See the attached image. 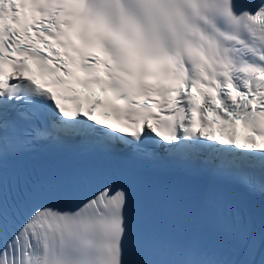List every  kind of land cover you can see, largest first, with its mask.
I'll return each mask as SVG.
<instances>
[{"label": "snow or ice", "instance_id": "snow-or-ice-1", "mask_svg": "<svg viewBox=\"0 0 264 264\" xmlns=\"http://www.w3.org/2000/svg\"><path fill=\"white\" fill-rule=\"evenodd\" d=\"M257 137L264 0H0V264H264L225 192L138 202L131 167L164 162L264 197ZM41 145L129 167L37 179L15 161Z\"/></svg>", "mask_w": 264, "mask_h": 264}]
</instances>
